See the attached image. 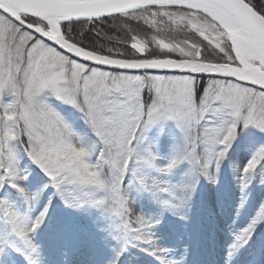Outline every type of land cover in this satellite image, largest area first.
Instances as JSON below:
<instances>
[{
	"label": "snow or ice",
	"instance_id": "obj_1",
	"mask_svg": "<svg viewBox=\"0 0 264 264\" xmlns=\"http://www.w3.org/2000/svg\"><path fill=\"white\" fill-rule=\"evenodd\" d=\"M245 140L242 193L264 169V0H0V264H185L136 199L189 223Z\"/></svg>",
	"mask_w": 264,
	"mask_h": 264
},
{
	"label": "rangeland",
	"instance_id": "obj_2",
	"mask_svg": "<svg viewBox=\"0 0 264 264\" xmlns=\"http://www.w3.org/2000/svg\"><path fill=\"white\" fill-rule=\"evenodd\" d=\"M249 155L248 151H241L231 156L237 165L235 172L231 170L234 177L237 178L239 166L246 162ZM255 177L257 182L261 183V180H264V171L258 169ZM230 187V185L218 187L216 184H206L201 190L199 199L195 203V211L190 215L191 220L187 224L182 221L162 222L160 217L154 216V221L155 218L160 220L153 229L158 245L170 249L173 258L178 260L184 258L185 264H225L227 253L231 250L236 235L247 227L257 215L260 206L264 204V189L258 196H252L244 202L238 187L233 196L234 202L230 205L228 202L231 196ZM254 233L256 237L249 246L235 255L232 264H264V222L257 225ZM200 235L204 237L197 240ZM193 247H196V250H191ZM187 248L196 252L195 260L191 261L182 255ZM73 257L70 255L69 259ZM82 259L87 258L82 257ZM130 260L131 264H155L153 257L140 248L130 249Z\"/></svg>",
	"mask_w": 264,
	"mask_h": 264
},
{
	"label": "trees",
	"instance_id": "obj_3",
	"mask_svg": "<svg viewBox=\"0 0 264 264\" xmlns=\"http://www.w3.org/2000/svg\"><path fill=\"white\" fill-rule=\"evenodd\" d=\"M113 34H115V33H113ZM121 35H123V34H121ZM247 143H248V141L245 140V141L241 142V144L234 145V149H233L232 153L230 154V158L228 160L224 161V163L221 165V168L219 171V176H218L219 183L216 185H218V187L220 185H230L231 186L230 187L231 188V196L228 199L229 200L228 202L230 205L234 202L233 196L239 187L237 178L234 177L231 173V170L233 169L231 167V165L235 164V162L232 160L231 156L237 155L241 151H248L250 153V151L243 146L244 144H247ZM166 155H167V149L162 148L161 149V156H166ZM261 170L264 171V169H261ZM255 176H256V174H255ZM206 184H208V182L206 180L200 181V184L197 188L196 194L193 197V203H192L190 215L194 213L195 203L199 199V196L201 194V190ZM263 189H264V185H262L261 183H258L256 180V177H254V179H253V181H252V183H251V185L248 188L246 193H242L241 190L240 189L239 190L241 192V197L243 198V201L247 202L252 196H258L262 192ZM135 206L139 211L143 212L146 216H151L152 218L154 216L156 218L160 217L162 222L177 223L178 221H180L177 218L173 217L169 212L163 211L159 206L150 203L146 197H137ZM156 218H155V220H156ZM255 237H256V234L253 233L252 239L242 249L249 246L251 244V241H253V239Z\"/></svg>",
	"mask_w": 264,
	"mask_h": 264
},
{
	"label": "bare ground",
	"instance_id": "obj_4",
	"mask_svg": "<svg viewBox=\"0 0 264 264\" xmlns=\"http://www.w3.org/2000/svg\"><path fill=\"white\" fill-rule=\"evenodd\" d=\"M203 229V228H202ZM199 231V230H198ZM201 233V232H200ZM203 233V232H202ZM195 236V235H194ZM202 236V237H201ZM204 236L203 235H200L199 237H198V239L197 240H199V239H202ZM193 240V237L191 238V241ZM195 240V239H194ZM191 250H196V247H193ZM206 253H208V251H206ZM205 253V254H206ZM209 253H210V251H209ZM182 255L183 256H185V257H187L189 260H191V261H193V260H195V258H196V256H197V254H196V252L195 251H190V249L189 248H187L186 249V251H184L183 253H182ZM85 258V257H84ZM73 259H82V257H73Z\"/></svg>",
	"mask_w": 264,
	"mask_h": 264
}]
</instances>
